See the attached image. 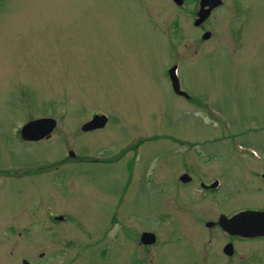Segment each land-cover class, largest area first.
<instances>
[{
  "label": "rangeland",
  "instance_id": "obj_1",
  "mask_svg": "<svg viewBox=\"0 0 264 264\" xmlns=\"http://www.w3.org/2000/svg\"><path fill=\"white\" fill-rule=\"evenodd\" d=\"M197 3L0 0V264H239L194 213L214 180L264 205V0H222L201 28ZM42 118L49 137L21 142Z\"/></svg>",
  "mask_w": 264,
  "mask_h": 264
},
{
  "label": "water",
  "instance_id": "obj_2",
  "mask_svg": "<svg viewBox=\"0 0 264 264\" xmlns=\"http://www.w3.org/2000/svg\"><path fill=\"white\" fill-rule=\"evenodd\" d=\"M172 2L177 6H181L183 3L182 0H172ZM220 5L221 0H200V10L197 14L198 19L195 21L194 26H200L209 17L211 11ZM209 38V33H205L202 36V40L204 41L208 40ZM175 71V67L169 70L171 87L176 95L187 98V95L180 91ZM106 123L107 119L105 116H94L88 123L82 126L81 130L83 132L99 130L102 129ZM55 127L56 121L50 118L31 121L21 128L19 137L24 142H38L46 137H49V135L54 131ZM180 181L186 183L189 181V178L186 175H183L180 178ZM219 223L223 230L232 235L249 237L264 235V212H243L233 216L230 219L222 217L220 218ZM154 242V235L149 233H144L141 235V243L143 245H151ZM225 253L228 255L231 254L226 251Z\"/></svg>",
  "mask_w": 264,
  "mask_h": 264
},
{
  "label": "flooded vegetation",
  "instance_id": "obj_3",
  "mask_svg": "<svg viewBox=\"0 0 264 264\" xmlns=\"http://www.w3.org/2000/svg\"><path fill=\"white\" fill-rule=\"evenodd\" d=\"M197 6L199 8V1L197 3ZM204 23L199 28L203 27ZM260 179L262 180V183H264V173L260 175ZM181 184L185 186L191 185L192 181L190 180L187 183H181ZM199 187H200L199 192L201 191L202 192L201 195L203 196V198L200 199L201 202H205L209 196L221 194L220 195L221 197L211 199L210 203L208 204L209 206L203 207L198 212L194 213V215L196 217L198 215L201 216L210 215L211 216L210 218H214L213 219L214 221L208 220L204 224V227L211 231L214 230L216 231V233L226 238V242L221 249L223 256H225L229 260H232V258L235 257V259L238 260L239 264H264V235L252 236V237L232 235L227 233L225 230H223V228L220 226L219 223V220L222 217L231 218L242 212H264V205L259 204L256 206H237V205L232 206V204H228L226 200L231 194L225 193L224 191L231 190L232 188H228V186L222 188L221 183H219V181L217 180H214L211 183L199 182ZM190 200L191 198L187 199L185 201V204L180 203L179 207L184 210V207L187 204H190ZM225 203H227V205L223 206ZM191 205H194V203H192ZM207 224H210V226H208ZM141 235L139 238L140 244L143 247H146L148 253L150 252L151 254L152 251L153 252L155 251V246L157 245L156 238L154 244L143 245L141 243ZM238 245H240L244 250L238 252L235 249ZM225 251L231 254L228 255L225 253ZM150 262H152V256H150L149 263Z\"/></svg>",
  "mask_w": 264,
  "mask_h": 264
}]
</instances>
